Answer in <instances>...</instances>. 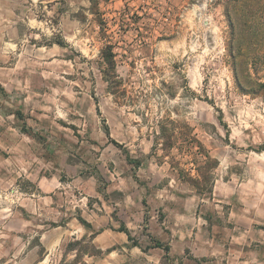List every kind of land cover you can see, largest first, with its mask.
I'll use <instances>...</instances> for the list:
<instances>
[{"label":"rangeland","instance_id":"374dc122","mask_svg":"<svg viewBox=\"0 0 264 264\" xmlns=\"http://www.w3.org/2000/svg\"><path fill=\"white\" fill-rule=\"evenodd\" d=\"M13 10L0 20V264H264V0ZM34 153L59 180L42 187L52 198L13 171L39 166Z\"/></svg>","mask_w":264,"mask_h":264},{"label":"crops","instance_id":"0c3cea01","mask_svg":"<svg viewBox=\"0 0 264 264\" xmlns=\"http://www.w3.org/2000/svg\"><path fill=\"white\" fill-rule=\"evenodd\" d=\"M19 1L20 0H0V20L3 17V15H10L11 13H13V8H17L19 5ZM35 0H30V2H34ZM36 1H45L46 0H36ZM15 2V4H14ZM7 12V13H6ZM18 18V15H15ZM1 40H5V35H1L0 36ZM35 120H33L36 124H38V126L40 127V129H44L46 131V115L38 113L35 115ZM21 133H24L26 136L30 137L29 134L21 131ZM3 139V138H2ZM4 145L3 140H1L0 142V146L2 147ZM29 150H30V146ZM34 158L33 159H39L38 163H41L39 166H36L33 161L31 162L30 165L26 166L25 164L27 163H23L21 166H16L14 167L13 171H15V173L17 174L16 177H25L28 179V181H32V182H36L38 187L41 189L42 192V198L45 197H50L52 198V194H48L46 195V192H44V190L42 189V187L44 188L45 186V182H51L53 179L56 181H59L56 174L51 175L50 177H47L45 174V166H46V161H45V157L43 156V154L41 155H37L36 153L33 154ZM144 164V163H142ZM34 165L37 167L35 168ZM65 166H69V164L65 165ZM41 170H43V172H41ZM83 175V173H80V176ZM115 179V177H114ZM114 182V181H113ZM113 185L115 184L112 183ZM195 195H197V193H195ZM178 215H181V213H178ZM119 234H125L122 231H118ZM126 239H127V235L125 234ZM126 239H122V243H121V248H129L130 245L129 241ZM161 242V241H160ZM171 245V242H168V244H166L168 246V248H170L169 246ZM158 247V246H157ZM160 247V246H159ZM162 248V247H161Z\"/></svg>","mask_w":264,"mask_h":264},{"label":"trees","instance_id":"16d2710c","mask_svg":"<svg viewBox=\"0 0 264 264\" xmlns=\"http://www.w3.org/2000/svg\"><path fill=\"white\" fill-rule=\"evenodd\" d=\"M56 43L57 44H60V45H62L63 43H62V41H56ZM107 58V57H106ZM112 62V58H111V60H108V63H111ZM113 81V80H112ZM0 93L1 94H3V95H5L6 94V92H5V90H4V88H3V86L0 84ZM16 115H18V117L19 118H21L22 117V113H21V111H16ZM29 129H30V127H25V126H22L21 127V130L23 131V132H25V133H29L28 131H29ZM164 129L162 130V136L165 138L166 137V135H164ZM171 138H172V136H171ZM112 142L116 145V146H120V144H118L116 141H114V140H112ZM163 145V144H162ZM170 146H172V143L171 142H167L166 143V147H170ZM128 161L129 162H131L132 164H134L135 166H139L140 164H141V162L139 161V160H137V159H131V158H129L128 159ZM181 172V171H180ZM204 177H206V176H204ZM185 181H188V182H191L192 183V185H194L195 187H196V189H198V186L195 184V179L194 178H192V177H190V176H187V179L185 180ZM196 192L197 193H201L202 192V189L201 188H199L198 190H196ZM119 231H122V232H124L126 235H127V238L129 239V240H131V236H130V234H129V232H128V230L126 229V228H124L123 226H121L119 229H118ZM154 246H162L163 247V249L164 250H168L169 248H168V246L167 245H162V243L160 242V241H154Z\"/></svg>","mask_w":264,"mask_h":264}]
</instances>
